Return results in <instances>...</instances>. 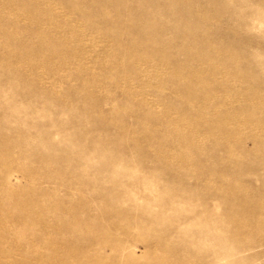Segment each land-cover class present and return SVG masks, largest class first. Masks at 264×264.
I'll use <instances>...</instances> for the list:
<instances>
[{
  "label": "rangeland",
  "instance_id": "374dc122",
  "mask_svg": "<svg viewBox=\"0 0 264 264\" xmlns=\"http://www.w3.org/2000/svg\"><path fill=\"white\" fill-rule=\"evenodd\" d=\"M0 264H264V0H0Z\"/></svg>",
  "mask_w": 264,
  "mask_h": 264
}]
</instances>
